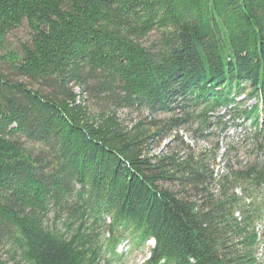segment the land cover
I'll return each instance as SVG.
<instances>
[{
  "label": "trees",
  "instance_id": "trees-1",
  "mask_svg": "<svg viewBox=\"0 0 264 264\" xmlns=\"http://www.w3.org/2000/svg\"><path fill=\"white\" fill-rule=\"evenodd\" d=\"M0 51V256L110 264L128 236L154 241L141 264H264V157L217 179L202 156L149 150L184 127L225 132L223 109L264 143V0H0ZM112 105L168 116L128 128Z\"/></svg>",
  "mask_w": 264,
  "mask_h": 264
},
{
  "label": "rangeland",
  "instance_id": "rangeland-1",
  "mask_svg": "<svg viewBox=\"0 0 264 264\" xmlns=\"http://www.w3.org/2000/svg\"><path fill=\"white\" fill-rule=\"evenodd\" d=\"M28 34V28L25 25L21 26L7 38L6 43L8 48H18L19 42L28 39ZM157 36V33H152L145 39V43L149 46L153 40L157 39ZM1 52L2 51H0V53ZM0 69H2V65H0ZM89 86L90 85H82L75 87L74 91L81 94L85 104L95 111L98 109V104L94 100L93 93L90 91ZM244 97V95H241L236 99L237 102L240 101L237 105L238 109L243 106L250 107L256 103L254 99L245 102ZM110 111L128 128L137 123H142L146 128H150L153 118L164 119L168 116L165 113L157 112L151 114L144 109L119 105L110 106ZM234 114L232 110L228 109L227 111L223 109L218 112L219 118H224L222 122L225 123L226 126L225 132H220L216 124L201 132H194L193 129L184 127L182 130L172 132V134L165 138L160 139V137H158L157 139H153L149 144L150 155L159 157L163 154L170 153V155H176L182 160L189 152H192L196 156H202L207 161V164L213 169L214 177L217 179L225 174L226 164L240 167L255 157H264V147L262 149L258 148L261 145L264 146V143L261 140L256 141L252 137L253 129L250 127V122L243 121L242 119H235V122L231 121V119L229 120L228 118H233ZM236 118L243 117L239 116ZM211 123L214 122L212 121ZM212 155H216L214 160L211 159ZM211 192L215 193V189H211ZM50 220H52V215H50ZM255 227L260 238L259 245H257L256 257L260 262H264V216L261 220L256 221ZM101 232L97 235V239L102 244L104 238L108 235H103ZM152 245L153 243L149 241L146 245L138 247L132 242L130 237L126 236L116 249V252L122 255L119 259L120 261L117 262L116 259L111 260L110 264H141L148 255V248L152 247ZM102 258H105V260L108 259L107 256H105V252ZM0 260L2 264H15L10 261L5 254L0 256Z\"/></svg>",
  "mask_w": 264,
  "mask_h": 264
}]
</instances>
